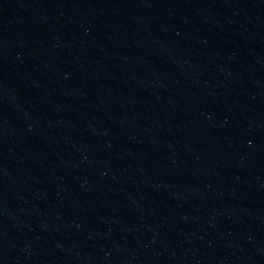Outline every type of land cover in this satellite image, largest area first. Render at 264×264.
<instances>
[{
  "label": "water",
  "instance_id": "obj_1",
  "mask_svg": "<svg viewBox=\"0 0 264 264\" xmlns=\"http://www.w3.org/2000/svg\"><path fill=\"white\" fill-rule=\"evenodd\" d=\"M0 264H264V0H0Z\"/></svg>",
  "mask_w": 264,
  "mask_h": 264
}]
</instances>
